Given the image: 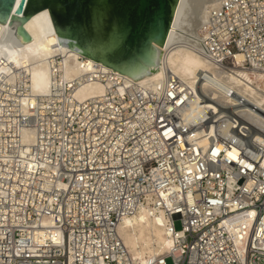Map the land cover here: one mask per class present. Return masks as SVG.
Segmentation results:
<instances>
[{
	"label": "built area",
	"instance_id": "1",
	"mask_svg": "<svg viewBox=\"0 0 264 264\" xmlns=\"http://www.w3.org/2000/svg\"><path fill=\"white\" fill-rule=\"evenodd\" d=\"M194 32L214 68L194 86L167 70L0 113V264H136L118 227L142 207L175 239L153 264H264V110L220 78L260 90L240 71L264 76V0H221Z\"/></svg>",
	"mask_w": 264,
	"mask_h": 264
},
{
	"label": "bare ground",
	"instance_id": "2",
	"mask_svg": "<svg viewBox=\"0 0 264 264\" xmlns=\"http://www.w3.org/2000/svg\"><path fill=\"white\" fill-rule=\"evenodd\" d=\"M220 1L181 0L169 38L159 47L155 70L136 80L111 67V50L100 38L57 24L49 8L31 13L35 9L27 0H17L8 24L0 23V113L5 115L7 109H13V101L21 113L34 114L31 108L50 101L54 89L69 90L75 99L83 101L102 95L117 80L159 87L167 70L194 86L200 72H214L194 47V30ZM240 74L256 80L260 90L244 85L231 72L220 78L264 110V81L258 82L264 76L253 79L242 71ZM118 233L136 264H153L174 252L175 239L162 209L142 207L120 222Z\"/></svg>",
	"mask_w": 264,
	"mask_h": 264
},
{
	"label": "water",
	"instance_id": "3",
	"mask_svg": "<svg viewBox=\"0 0 264 264\" xmlns=\"http://www.w3.org/2000/svg\"><path fill=\"white\" fill-rule=\"evenodd\" d=\"M17 0H0V23L8 24ZM35 13L49 8L57 24L100 38L111 67L134 79L155 70L181 0H27Z\"/></svg>",
	"mask_w": 264,
	"mask_h": 264
},
{
	"label": "rangeland",
	"instance_id": "4",
	"mask_svg": "<svg viewBox=\"0 0 264 264\" xmlns=\"http://www.w3.org/2000/svg\"><path fill=\"white\" fill-rule=\"evenodd\" d=\"M175 228H176L177 230H180V229L182 228L181 223H180L179 220H176V222H175ZM167 264H173L172 259H168V260H167Z\"/></svg>",
	"mask_w": 264,
	"mask_h": 264
}]
</instances>
